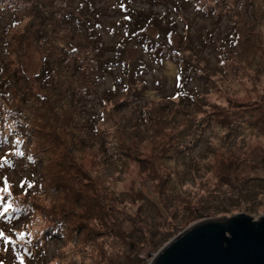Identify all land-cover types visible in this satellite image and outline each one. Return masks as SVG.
Listing matches in <instances>:
<instances>
[{
  "label": "rangeland",
  "instance_id": "374dc122",
  "mask_svg": "<svg viewBox=\"0 0 264 264\" xmlns=\"http://www.w3.org/2000/svg\"><path fill=\"white\" fill-rule=\"evenodd\" d=\"M17 1L20 23L3 60L22 62L32 77L53 50L37 43L36 28L51 21L54 45L82 56L97 81L74 122L38 115L29 131L20 130L27 139L17 137L24 149L7 153L13 139L0 143V205L37 211L20 223L0 216V264H149L195 223L264 214V0H184L183 8L181 0H47L54 12L41 6L38 16L25 9L33 1ZM139 11L167 23L149 31L147 22V38L162 36L163 27L174 32L166 37L171 48L196 66L191 81L174 88L183 67L174 59L151 63L143 84L118 86L105 45L121 44L127 63L140 55L136 37H121L125 14ZM0 13L1 23L10 21ZM92 55L110 72L94 75L95 63L85 59ZM93 118L90 131L76 129ZM52 224L65 228V238L41 236ZM16 231L27 249L7 242Z\"/></svg>",
  "mask_w": 264,
  "mask_h": 264
},
{
  "label": "trees",
  "instance_id": "16d2710c",
  "mask_svg": "<svg viewBox=\"0 0 264 264\" xmlns=\"http://www.w3.org/2000/svg\"><path fill=\"white\" fill-rule=\"evenodd\" d=\"M31 1H33V4L27 6L25 9H29L36 16H38L37 11L40 10L38 8H40L41 6H43L44 12H54L52 11L53 9L51 7V4L47 5V0L45 4L42 3V0ZM21 4L22 2L17 0H0V8L6 11L10 18V21L4 20L2 21V23L0 22V46H2L3 43L5 45V49L0 47V143H7V139H13V142H11V144L9 145L8 150H5L7 153H9L10 151L15 152L18 149V145H21L19 148L24 149V144L22 142L19 144L20 139H18L17 137H19L20 135L21 137L26 138L25 135H22L20 133V130L22 129V132L25 130L29 131L32 125L31 123H33L35 116L37 118L38 115H41V118L48 117L58 123H62L65 120L74 122V119L79 116L80 113H82L80 112V107L83 105V101L88 99L87 96L91 93V88H89L90 85L93 83V81L95 83L97 81V78H92V73L85 72L88 68L83 66L84 58L82 56H76L73 53V55H71L67 51V49L60 48L58 45H54L55 43L53 42V38L55 36L53 37L52 34L55 32V29H57V26L53 25V23H50L51 21H43L42 27L39 26L36 28L38 33H42V36L36 40L37 43H40L42 47H46L48 46V44H51L53 50L49 51V53L51 54L44 53V55H42L40 68L39 70H37V72L34 73L32 77L28 76V74L25 72L22 62L16 64L10 59L7 62L3 60V58L5 59V55H10V53L8 52V36L10 35V30L20 23V16L16 10H19L18 6ZM180 7H184V0H181L180 5L177 4V8ZM0 15L2 17L1 19H4V15L2 13H0ZM156 16L157 15L150 16L147 12L144 13L141 11L133 12L132 14L127 12L125 14L126 20L123 21V24H126V26L123 25V28L125 27V34L121 37H125L126 39L127 37L134 36L137 38V44L140 45L139 50H137L138 54L140 55H136V58L132 62L127 63L126 60H123L125 52L118 50V46L122 47L121 44L112 47L105 45L110 49L111 52V57L108 58L109 62L114 60V64H116V66L118 67L117 74L113 75L118 83V86H122L125 83L135 84L141 82L143 84V72L145 68H150L151 63L162 66L165 60L174 61V59H176L181 63H185L189 68L188 72L187 68L182 63L183 67L179 68V72H177L178 74H175V77L173 79L174 88L178 87L180 84L191 81V74L196 73L194 72L196 66L191 61H186L187 59L184 55V51L178 48H171L169 44L170 42H168L166 37L173 36L174 32L171 29L166 31V28L164 27H166L167 23H165L164 20H158V18L154 19V17ZM121 19L122 18H120V20ZM147 22H149L151 24L150 27H152L149 29V31L155 29L154 27L156 26L162 27V25L164 24V27L162 28V36L161 34H158L157 38H147L145 34L148 27L146 26ZM93 23L96 24L97 21H94ZM90 34L95 35V33L92 31H90ZM136 34L139 36V38ZM119 42L124 43L122 38ZM97 49H99L98 46ZM190 50L195 53L192 47L190 48ZM144 51L148 54L147 61L143 60L144 55H142V53H144ZM46 52H48V50ZM135 54L133 55L134 57ZM93 56L94 55H92L90 58L85 57V59L88 58V67L93 62L95 63V68L93 70L94 75L97 74L99 76V73L101 71L110 72V70L102 68V62L99 60V58L97 59ZM131 69H134V73ZM124 77L127 78L124 79ZM174 82L176 84H174ZM115 91L116 89L114 90V92ZM139 91L140 90L138 89L137 92ZM16 92L17 94H15ZM111 95L112 94L109 93V96L107 97L109 101L111 100ZM16 96L19 97V104H17ZM96 98L98 100L101 99V95L100 97L96 95ZM66 101L67 103H65ZM76 112L78 114H76ZM64 113L67 117L64 116ZM7 122H10V125H8ZM94 122V118L88 119L85 123V127L77 125L76 129L79 131L86 130L89 127H92L90 124ZM94 129L95 128H93L92 130V136H97ZM88 131H90V129H88ZM24 152L26 151L24 150ZM27 167L31 171L35 169V167L32 165H27ZM30 176L33 175L30 174ZM12 204L16 206L17 202L15 201ZM5 205L6 204L4 203L0 205L1 211H3ZM22 207L23 206H21L20 208H10L9 211H11L12 213H9L8 211L4 213L2 217L11 220L12 223H20L25 216H28L27 213H37L35 206H31V210H26V208L22 210ZM6 214L7 216H5ZM18 234V231H16L14 236L6 237L7 242L13 250L18 248L22 249L23 246L21 242L16 240L17 237H19ZM66 234L67 232H65L64 227H57L56 225L52 224L49 227L43 228V233L41 234V236L47 235L52 237L55 235L54 239L60 240L65 238ZM29 245H31V243ZM23 247L27 249V246ZM28 249L30 250L31 247ZM28 253H30V251H28Z\"/></svg>",
  "mask_w": 264,
  "mask_h": 264
},
{
  "label": "water",
  "instance_id": "95a60500",
  "mask_svg": "<svg viewBox=\"0 0 264 264\" xmlns=\"http://www.w3.org/2000/svg\"><path fill=\"white\" fill-rule=\"evenodd\" d=\"M149 264H264V214L242 211L195 223Z\"/></svg>",
  "mask_w": 264,
  "mask_h": 264
},
{
  "label": "snow or ice",
  "instance_id": "6c2138e0",
  "mask_svg": "<svg viewBox=\"0 0 264 264\" xmlns=\"http://www.w3.org/2000/svg\"><path fill=\"white\" fill-rule=\"evenodd\" d=\"M28 187H31V185H28ZM4 190H6V189H0V191H4ZM2 200H3V197L0 196V201H2ZM11 207H12L11 204H6V205L4 206V208H3V211H0V216H3L4 213L8 212L9 209H10ZM2 235H3V234L0 233V236H2ZM21 238H23V234H21Z\"/></svg>",
  "mask_w": 264,
  "mask_h": 264
}]
</instances>
